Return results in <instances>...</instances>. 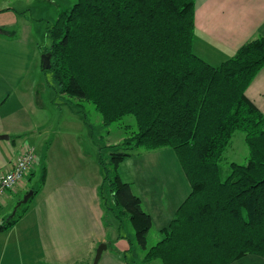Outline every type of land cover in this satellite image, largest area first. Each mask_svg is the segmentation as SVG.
I'll use <instances>...</instances> for the list:
<instances>
[{"label":"trees","instance_id":"1","mask_svg":"<svg viewBox=\"0 0 264 264\" xmlns=\"http://www.w3.org/2000/svg\"><path fill=\"white\" fill-rule=\"evenodd\" d=\"M194 5L195 0H76L46 26L51 42L43 53L50 54V67L41 63V69L52 72L58 93L92 103L106 126L125 115L135 119L136 129L111 145L106 158L98 156L97 193L104 228L119 231L128 222L144 250L143 263L264 258V114L245 93L264 66V37L211 65L193 51ZM0 33L8 32L0 27ZM236 131L244 134L247 162H229L223 178V155ZM141 147L171 148L189 185L149 247L151 215L118 173ZM45 180L43 166L28 201L0 217V232L22 217ZM129 249L121 254L127 264Z\"/></svg>","mask_w":264,"mask_h":264},{"label":"crops","instance_id":"2","mask_svg":"<svg viewBox=\"0 0 264 264\" xmlns=\"http://www.w3.org/2000/svg\"><path fill=\"white\" fill-rule=\"evenodd\" d=\"M38 1V8L41 7L43 11L35 15L30 14L33 6L20 11H15L13 7H0V27L8 32L0 33V134H7V139L11 128L16 130L13 124L16 119L12 116L21 107L19 98H28L29 94H33L34 81L30 73L41 68L37 58L46 48L44 43L31 36L32 31H40L48 37L46 26L62 10L61 6L51 7V14L47 15L44 9L56 2ZM193 19L194 53L211 65H218L248 40L264 37V0H195ZM245 93L264 114V66ZM62 149H69L84 165H88L76 144H64ZM18 154L15 158L8 154L0 160V169L3 168L0 176L12 168ZM59 155L61 157L63 154L47 150L46 158H60ZM58 160L63 162L66 158ZM125 167L128 179H123V173L119 172L118 167L121 179L129 182L132 191L141 198L143 209L151 215L152 226L159 233L189 192V187L176 192L170 189L175 201L172 207L163 208L156 199L155 188L144 189L137 184L135 192L132 182H137V179L129 181L128 174L136 167L129 163ZM26 179L27 176L16 189L6 192L0 198V214H6L3 201L10 202V197L24 187ZM99 182L96 174L93 179L92 174L83 171V165L80 164V171L74 170L69 175L63 172L58 181L48 185L46 167V180L41 192L35 195L14 225L0 232V264H87L90 259V264H93L95 248L102 242L107 244L109 232L102 222L97 193ZM162 215L167 217L159 221ZM123 238H117L116 242H124ZM117 249L111 251L106 245L97 264H127L121 254L128 248L124 244ZM238 263L264 264V258L248 255L232 264Z\"/></svg>","mask_w":264,"mask_h":264},{"label":"rangeland","instance_id":"3","mask_svg":"<svg viewBox=\"0 0 264 264\" xmlns=\"http://www.w3.org/2000/svg\"><path fill=\"white\" fill-rule=\"evenodd\" d=\"M54 1L56 3L44 9L47 15L51 14L53 7L61 6L62 9H69L76 2V0ZM38 4V0H0V7H13L15 11L33 6L31 15L43 11L41 7L38 8ZM31 36L35 40L44 43L45 47L50 45V38L46 37V35L44 36L43 33L41 34L40 31L33 30ZM42 54L37 58L40 62ZM30 77L32 82L34 81L33 94H29L28 98H19L21 107L12 116V118L16 119V121H13L16 130L11 128L9 139H0V160L8 154H12V157L15 158L23 149L30 147L34 149L35 158L32 164L34 166L30 178L25 180L24 187L18 189L10 197L12 198L10 202L6 203V200L3 201L6 214H0V217L9 216L14 203L21 199L26 191L38 187L43 166L47 167L48 185L58 181L63 172L69 175L73 174L74 170L80 171V164L83 165V171L92 174L93 179L96 174L98 182L101 181L102 172L97 161L98 156L106 158L112 150L111 145L121 142L124 137L136 129V122L132 115H125L109 126L104 125L99 112L92 103L58 93L52 72L49 70L36 68L30 73ZM64 144H76L81 151V157L86 160L88 165H84L79 157L76 154H72L69 149L63 150L62 146ZM47 150L54 154L60 152L66 155V157L63 155L60 157L59 155L60 158H66V160L62 162L58 160L60 158L55 157L47 160ZM134 155V158H128L119 165V172L123 173V179H128L125 175L127 171L125 166L129 163L134 168L136 167L128 174L130 176L129 181H133L134 178L137 179V182H132L135 192L137 191V184L144 189L155 188L158 203L163 208L166 206L172 207L175 198L169 190L173 189L176 192V190L181 191V189L189 187L188 182L185 183L186 179L172 149L169 147L156 149L141 147L135 150ZM247 156L248 149L244 141V134L241 131H236L230 145L224 152L221 176L224 178L229 173V162L235 161L244 164L247 162ZM1 171H3V168L0 169ZM23 181L24 179L14 189ZM33 198L35 196L30 199L28 204ZM164 217L167 216L162 215L159 221H162ZM155 223H157V220ZM117 234L124 237V242H116L115 237ZM160 237L153 225L147 236V247L155 244ZM106 239L108 241L106 245L111 251H118V246L124 244L127 248H130L125 254L128 264H161L159 260H153L150 263L142 262L144 250L137 244L135 230L128 222H124L119 231L115 228H110ZM91 261L90 259L87 264H90Z\"/></svg>","mask_w":264,"mask_h":264},{"label":"built area","instance_id":"4","mask_svg":"<svg viewBox=\"0 0 264 264\" xmlns=\"http://www.w3.org/2000/svg\"><path fill=\"white\" fill-rule=\"evenodd\" d=\"M34 158V149L28 147L22 150L12 168L0 176V198L25 178Z\"/></svg>","mask_w":264,"mask_h":264},{"label":"water","instance_id":"5","mask_svg":"<svg viewBox=\"0 0 264 264\" xmlns=\"http://www.w3.org/2000/svg\"><path fill=\"white\" fill-rule=\"evenodd\" d=\"M41 63H42L43 68H49L50 67V54L43 53L41 56ZM7 138H8L7 134H0V139H7ZM32 194H33V190L27 191L23 195V197L16 203V205L14 206V208L11 212V215H13L15 213L18 206L26 203L28 201V199L32 196ZM104 249H106V243L102 242L96 248L95 256L93 259V264H97V262L99 261V259L101 257L102 251Z\"/></svg>","mask_w":264,"mask_h":264}]
</instances>
